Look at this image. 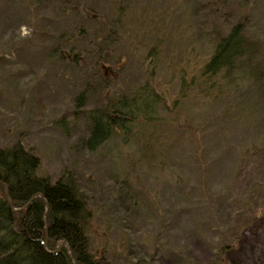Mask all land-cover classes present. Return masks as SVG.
<instances>
[{
    "label": "rangeland",
    "instance_id": "1",
    "mask_svg": "<svg viewBox=\"0 0 264 264\" xmlns=\"http://www.w3.org/2000/svg\"><path fill=\"white\" fill-rule=\"evenodd\" d=\"M232 5L264 40V0ZM228 8L0 0V147L19 141L39 175L74 179L89 249L111 264H264V86L246 63L201 76ZM144 82L157 112L87 150V111Z\"/></svg>",
    "mask_w": 264,
    "mask_h": 264
},
{
    "label": "trees",
    "instance_id": "2",
    "mask_svg": "<svg viewBox=\"0 0 264 264\" xmlns=\"http://www.w3.org/2000/svg\"><path fill=\"white\" fill-rule=\"evenodd\" d=\"M234 1L214 0L230 8L213 17L220 24L208 31L211 54L201 76H219L246 63L264 86V40L246 35L250 11L234 7ZM84 9L88 16L97 15ZM181 86L186 90L184 82ZM139 88L87 111L89 129L82 141L87 150L101 146L113 132L127 135L136 119L148 120L157 112L160 99L154 89L147 82ZM38 166L39 158L19 141L0 147V264H111L89 249L85 230L91 213L74 179L65 175L51 181L37 173ZM62 242L67 247L55 250Z\"/></svg>",
    "mask_w": 264,
    "mask_h": 264
},
{
    "label": "water",
    "instance_id": "3",
    "mask_svg": "<svg viewBox=\"0 0 264 264\" xmlns=\"http://www.w3.org/2000/svg\"><path fill=\"white\" fill-rule=\"evenodd\" d=\"M62 244H63L65 247H67L66 243H65V242H62L61 244H59V245L56 247L55 250H58V249L62 246ZM43 245H44V243H43Z\"/></svg>",
    "mask_w": 264,
    "mask_h": 264
}]
</instances>
